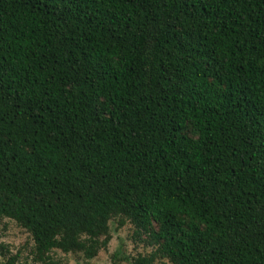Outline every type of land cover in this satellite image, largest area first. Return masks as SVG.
Here are the masks:
<instances>
[{
    "label": "trees",
    "instance_id": "16d2710c",
    "mask_svg": "<svg viewBox=\"0 0 264 264\" xmlns=\"http://www.w3.org/2000/svg\"><path fill=\"white\" fill-rule=\"evenodd\" d=\"M22 262L264 264V0H0V222Z\"/></svg>",
    "mask_w": 264,
    "mask_h": 264
},
{
    "label": "rangeland",
    "instance_id": "374dc122",
    "mask_svg": "<svg viewBox=\"0 0 264 264\" xmlns=\"http://www.w3.org/2000/svg\"><path fill=\"white\" fill-rule=\"evenodd\" d=\"M112 239L107 250L102 251L98 256L86 259L81 254L65 253L61 250L52 252L54 260L59 264H111V257L114 252L120 251L121 257H133L141 249L133 238V227L130 223L122 227L118 226V221L111 223ZM0 243H4L11 250V254H18L22 262H33L31 234L11 218H2L0 222ZM120 264H132L131 261L123 260Z\"/></svg>",
    "mask_w": 264,
    "mask_h": 264
}]
</instances>
